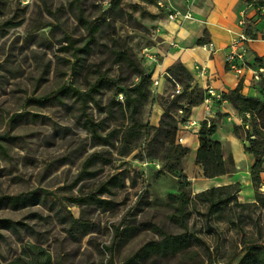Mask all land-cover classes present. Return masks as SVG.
I'll return each mask as SVG.
<instances>
[{"label":"rangeland","instance_id":"374dc122","mask_svg":"<svg viewBox=\"0 0 264 264\" xmlns=\"http://www.w3.org/2000/svg\"><path fill=\"white\" fill-rule=\"evenodd\" d=\"M160 1L123 0L114 7L111 0H82L85 18L99 23L100 30L94 49L81 54L83 64L76 65L66 36L81 46L88 30L73 0H0V134L8 132L0 140V196L35 192L37 197L17 206L0 205V217L18 222L15 229L0 227V264H124L147 242L160 239L144 223L170 233L181 231L171 219L170 197L179 192V179L167 171V146L155 139L152 126L159 124L148 120L153 103L165 111L176 96L178 103L171 112L182 130L194 108L204 103L201 92L186 90L166 76L167 90L161 94L153 80L152 96L141 116L149 127L129 145L122 139L128 122L121 117L108 120L94 102L87 103V114L104 121L105 133L121 130L110 144L93 139L85 126L83 105L72 94L46 105L29 101L63 85L85 90L100 73L127 78L124 84L135 82L136 76L117 62L114 51L129 48L149 70L145 48L154 41L157 21L176 11L167 0ZM246 67L250 90L243 93L264 101V71L256 77V65L247 55ZM191 82L195 86L194 77ZM114 97L124 100L114 89L96 95L103 107ZM224 102L225 112L206 118L220 128L215 137L221 139L225 158H234L230 172L206 179L196 156L189 152L183 158L191 194L190 250L174 258L153 256L142 264H239L250 246L264 247V207L256 200L257 191L264 193V184L257 187L251 178L255 157L246 150L249 125L236 135L234 125H244V115L229 101L219 105ZM189 105L188 120L182 122L186 113L180 108ZM18 113L24 115L11 121ZM94 153L102 155L90 169L95 173L79 178ZM116 228L121 231L118 237Z\"/></svg>","mask_w":264,"mask_h":264},{"label":"trees","instance_id":"16d2710c","mask_svg":"<svg viewBox=\"0 0 264 264\" xmlns=\"http://www.w3.org/2000/svg\"><path fill=\"white\" fill-rule=\"evenodd\" d=\"M150 3L160 0H144ZM82 0H73L77 10L78 18L86 25L88 30V36L85 42L81 46H77L78 40L67 35L66 39L69 42L70 48L73 49V55L76 58V65L83 64L81 54H90L94 49V45L98 43V34L100 30V24L96 21H89L84 16V9L81 4ZM123 0H111V4L114 7H119ZM246 4H252L257 10V19H247L244 25V34L250 36L252 39H258L259 30L256 26L257 20L264 22V14L262 8H264V0H246ZM261 36L264 39V32H261ZM199 44L205 43L203 40L198 41ZM117 62L126 65L130 68L137 80L124 84L127 78L113 77L107 74L100 73L98 77L89 83L87 89L83 90L73 85H63L59 89L37 97L29 98V101L46 105L54 101H62V97L66 94H72L81 101L83 107V114L86 116L85 126L91 133L93 139L102 144H110L111 138L118 136L121 130L113 129L105 133L107 125L104 121H96L94 118L87 114V103L94 102L96 106L103 112H106L109 118L114 120L124 119L128 122L126 130L123 133V141L127 145L138 140L144 130L149 125L144 124L141 121V116L144 112V108L147 102L152 96V82L153 76L150 70L143 68L141 63L135 57V54L129 50V48H122L115 50ZM252 66L256 65L255 69L260 67L264 68V56H256ZM167 77L172 79L175 83H182L185 85V89L192 88V92L199 91L203 95V101L207 97V90H203L196 83L192 85L193 75L187 69V67L180 61L174 63L167 70ZM188 79L189 82H186ZM103 89H114L116 94L124 96V100H119L116 97L106 107H103L97 100L96 95ZM200 94V93H199ZM221 99H215V104H220L222 101H229L234 108L244 115V125L235 124L234 132L236 135H240V129L249 125L246 132V140L249 141V146L246 148L247 152L254 155L255 161L251 167V178L253 184L257 187H261L263 182L264 173V101L255 96H247L243 93V81L240 78V82L236 88L229 90L228 92H222ZM176 97L171 101L169 106L165 109L161 121L158 126H152L155 130V139L159 141L161 145L167 146L166 164L167 171L175 175L179 179V192L171 194V205L173 207V213L171 219L174 223L178 224L181 228L180 232L170 233L165 231L161 226L152 223H144L145 228L154 229L160 234L159 240H152L147 242L142 248H140L135 254L128 257L124 264H142L145 260L157 256L159 258H174L180 254H186L190 250L191 246V234L189 232V219L191 217V211L189 209L191 202V194L187 189L189 181L187 176L183 173V158L190 152V148L183 146L178 142L179 121L176 120L171 112L173 106L178 103ZM191 105L188 107H181L180 110L186 113V116L182 122L188 120V115L191 112ZM24 113L15 114L11 121H14L17 116H23ZM250 116V118L248 117ZM218 130L216 122L212 118H206L201 122L198 136L199 146L196 154V161L201 165L204 176L206 178H216L227 175L231 166L234 164V158L231 156L227 160L224 156L223 144L220 140L216 139L214 135ZM254 136V137H253ZM102 158L99 153L90 155L84 164V167L79 173V178H83L86 175H92L95 172L90 170L94 164ZM105 186V185H104ZM98 202H104L96 196H91ZM36 193L18 194V195H3L0 196V205L7 203L9 205L17 206L28 201H36ZM257 202L264 207V193L257 191ZM77 223H80L76 220ZM17 221L10 218L0 217V227L15 229L17 228ZM85 226V225H84ZM83 226V227H84ZM85 230H88L86 228ZM119 228H116V237L119 236ZM239 264H264V247L260 245H252L248 248L247 253L242 257Z\"/></svg>","mask_w":264,"mask_h":264},{"label":"crops","instance_id":"0c3cea01","mask_svg":"<svg viewBox=\"0 0 264 264\" xmlns=\"http://www.w3.org/2000/svg\"><path fill=\"white\" fill-rule=\"evenodd\" d=\"M167 1L169 6L171 5L175 10L178 9L177 11L186 12L189 9V5L182 0ZM245 1L197 0L190 10L194 16L192 20H173L167 16L158 19L154 41L145 48L147 52L146 67L152 72L153 80L158 81V84L154 86L157 93L166 92L167 70L177 61L187 67L196 84L203 90L212 87L222 93L237 87L240 80L228 69L226 55L228 46L233 39L244 33L246 18L257 19L256 8L252 4H246ZM179 2L182 3L179 4ZM256 26L260 31L258 39L248 36L249 41L247 42V58L250 64L254 62L256 56H264V39L261 36V32H264V22L257 20ZM199 40H203L205 43L199 44ZM208 42L213 43L214 52L209 50ZM244 78L243 92L247 93L250 90L248 86L250 74L245 73ZM225 103L223 105L214 103L210 107L204 102L194 108L190 120L198 122L200 125L199 122L206 119L207 116H215L218 111L225 112ZM150 110L148 121L153 125H158L164 113L162 106L153 103ZM199 128L185 125L178 132V138L183 139L182 143L190 148V154L193 157L196 156L199 146ZM219 131L220 128L216 134Z\"/></svg>","mask_w":264,"mask_h":264},{"label":"built area","instance_id":"2783aa9c","mask_svg":"<svg viewBox=\"0 0 264 264\" xmlns=\"http://www.w3.org/2000/svg\"><path fill=\"white\" fill-rule=\"evenodd\" d=\"M188 3L189 8L194 5V3L197 0H184ZM160 5H163L162 2H159ZM262 13L264 14V8L261 9ZM170 18H177L178 16H183L184 19H193L192 13L190 9L186 13H182L181 11H174L169 13L168 15ZM249 41V37L245 35L244 33L239 34L237 37L233 39V41L228 46V51L226 55V62L227 65L230 66L232 69L236 71V76L238 78L243 77L246 73V55H247V42ZM209 50L211 52L215 51V47L213 43L208 44ZM260 71H264L263 67H260L258 69H254L253 73L256 77H258V73ZM155 85L158 84V81H154ZM207 97L205 99V103L208 104V106H213L215 99H221L222 94L221 92L215 90L212 87H209L207 89ZM192 120L187 121L186 126H193ZM180 141H183L182 138H180Z\"/></svg>","mask_w":264,"mask_h":264},{"label":"water","instance_id":"95a60500","mask_svg":"<svg viewBox=\"0 0 264 264\" xmlns=\"http://www.w3.org/2000/svg\"><path fill=\"white\" fill-rule=\"evenodd\" d=\"M8 135V132H6L5 134H0V140L5 138Z\"/></svg>","mask_w":264,"mask_h":264}]
</instances>
